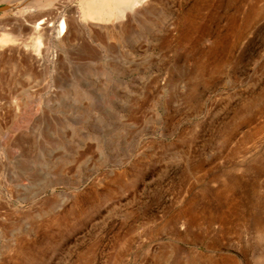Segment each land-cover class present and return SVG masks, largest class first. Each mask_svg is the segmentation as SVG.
Here are the masks:
<instances>
[{"label": "rangeland", "instance_id": "374dc122", "mask_svg": "<svg viewBox=\"0 0 264 264\" xmlns=\"http://www.w3.org/2000/svg\"><path fill=\"white\" fill-rule=\"evenodd\" d=\"M143 5L0 0V264H264V0Z\"/></svg>", "mask_w": 264, "mask_h": 264}, {"label": "bare ground", "instance_id": "6f19581e", "mask_svg": "<svg viewBox=\"0 0 264 264\" xmlns=\"http://www.w3.org/2000/svg\"><path fill=\"white\" fill-rule=\"evenodd\" d=\"M82 2H83V8L85 10L86 15L93 16L97 20H105V19L106 20H112L113 18L125 16L128 12L133 13V11L137 7H140L141 5H143L144 0H82ZM28 3H27L28 4L27 6L30 8H35L36 5L38 4V3H36V5H35V4H32L31 2H28ZM33 5H35V6H33ZM149 5H152V4H149ZM36 8H38V6ZM142 9L146 10L147 8L145 5H143ZM52 14H54V13L52 12ZM71 20H73V17L69 16L68 23L65 21L62 22V24L60 25V29L58 31L59 35H62L63 33H68L70 26H71V23H70ZM29 22H30V20H29ZM43 24L44 23H42V25ZM148 24L153 25V26L156 25L155 22H149ZM38 26H39V24H38ZM38 29H42L41 34H42V36H44L46 38L52 32V29H50L49 27H45V28L39 27ZM65 40L69 41V38L67 37ZM38 47H39V42H37L35 44V48H38Z\"/></svg>", "mask_w": 264, "mask_h": 264}]
</instances>
